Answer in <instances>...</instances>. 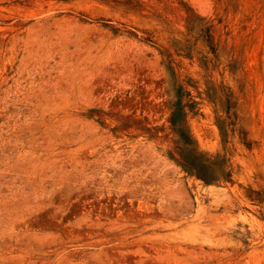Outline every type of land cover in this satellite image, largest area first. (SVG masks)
<instances>
[{"label":"rangeland","instance_id":"obj_1","mask_svg":"<svg viewBox=\"0 0 264 264\" xmlns=\"http://www.w3.org/2000/svg\"><path fill=\"white\" fill-rule=\"evenodd\" d=\"M0 264H264V0H0Z\"/></svg>","mask_w":264,"mask_h":264},{"label":"trees","instance_id":"obj_2","mask_svg":"<svg viewBox=\"0 0 264 264\" xmlns=\"http://www.w3.org/2000/svg\"><path fill=\"white\" fill-rule=\"evenodd\" d=\"M196 154V156L197 157H199L200 159L201 158H204V154L202 153V152H200V151H197V152H195ZM193 159V158H192ZM194 161V159L193 160H191L190 162H193ZM196 165H198V164H196ZM199 166L203 169V170H206V171H209V173H211L210 172V170H209V168H210V164L207 162V160H205L204 159V161L202 160L201 162L199 161ZM196 175L198 176V177H200V178H202L205 182H209V178H207L206 176H203V175H200V174H198V173H196ZM211 175V174H210Z\"/></svg>","mask_w":264,"mask_h":264}]
</instances>
